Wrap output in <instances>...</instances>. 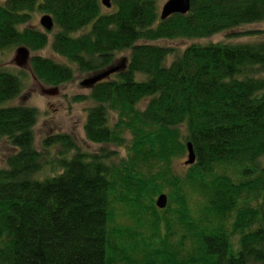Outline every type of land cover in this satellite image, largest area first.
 I'll use <instances>...</instances> for the list:
<instances>
[{
    "label": "trees",
    "instance_id": "trees-1",
    "mask_svg": "<svg viewBox=\"0 0 264 264\" xmlns=\"http://www.w3.org/2000/svg\"><path fill=\"white\" fill-rule=\"evenodd\" d=\"M111 1L0 0V53L50 44L68 61L32 55L43 84L124 63L74 100L94 102L86 138L125 151H83L61 133L39 150V110L7 104L23 83L0 70V142L16 149L0 168V264H264V40L157 43L254 35L237 29L264 21V0H191L164 20L159 0ZM35 11L56 30L30 25ZM189 142L196 162L181 171Z\"/></svg>",
    "mask_w": 264,
    "mask_h": 264
},
{
    "label": "rangeland",
    "instance_id": "rangeland-1",
    "mask_svg": "<svg viewBox=\"0 0 264 264\" xmlns=\"http://www.w3.org/2000/svg\"><path fill=\"white\" fill-rule=\"evenodd\" d=\"M166 1L167 0H159V13H161L162 7ZM103 7L105 12L113 10L112 7L106 8L104 5ZM45 14L47 13L35 11L33 13L30 25L44 32L48 31L40 23L42 16ZM53 30L55 31L56 28H53ZM246 30L256 31V34L231 37L229 36V32H221L211 37L198 40H161L157 43L165 46H172L176 48V51H180L194 42L207 44L210 42L237 43L264 40V21L242 26L240 29H237V31ZM49 38L50 40L52 39V33L49 35ZM18 47H12L0 53V70H5L18 75L23 83V91L21 92V94L14 100L7 102V104H22L33 106L38 108L39 110L38 121L34 126L35 146L39 150H42V142L44 138L52 134L61 133L71 135L83 151L98 152L101 149L106 148L114 152V157L117 155H125L124 149H120L113 145H101L92 143L86 138L84 124L87 119L88 109L92 105H94V102L89 98L85 101L78 102L74 100V97L80 95L89 96L90 88L82 86L81 82L90 76L80 74L77 71L75 74V78L72 81L58 87L57 94L46 95L42 92V89L50 88V86L43 84L35 77L30 64L24 67H19L16 64L15 56ZM32 55H40L52 58L62 63H68L65 58L61 57L53 51L50 44H48L41 50L31 51V56ZM128 55L129 52H123L119 54L117 57V61H121L122 58ZM172 58H174V56L169 57V61L172 60ZM71 65L74 67V64ZM56 149L57 148L55 146H52L50 148L53 156L56 155ZM15 150L16 149L9 143L7 139H3L0 142V168L6 166L7 157ZM51 153H49L47 156L51 155ZM187 158V155H185L184 157L176 160V169L181 171L185 170V168L187 167V165L185 164ZM261 163L264 164V157L261 159ZM52 174V168L51 166H48V168H46L45 170L44 176ZM116 223L119 226L130 224L129 220L125 219L124 217H120L119 219H117Z\"/></svg>",
    "mask_w": 264,
    "mask_h": 264
},
{
    "label": "water",
    "instance_id": "water-1",
    "mask_svg": "<svg viewBox=\"0 0 264 264\" xmlns=\"http://www.w3.org/2000/svg\"><path fill=\"white\" fill-rule=\"evenodd\" d=\"M101 2L106 8H111L112 6L111 0H101ZM190 8H191V0H167L162 7L160 17L161 19L164 20L176 13L186 14L189 12ZM40 23L48 31L52 30L55 25L54 19L50 14L43 15L40 20ZM30 58H31V50L29 48H27L26 46H19L17 48L15 62L19 67H24L30 64ZM123 67H124V63H121L120 65H116L103 72L87 77L81 82V85L90 88L96 83L107 78L112 73L122 69ZM42 92L46 95H55L58 92V87L43 88ZM187 146H188V156H187L188 158L185 163L186 165H191L196 162V154L194 152L193 145L191 142H189ZM167 203H168L167 194H161L156 199V205L161 209L165 208L167 206Z\"/></svg>",
    "mask_w": 264,
    "mask_h": 264
}]
</instances>
